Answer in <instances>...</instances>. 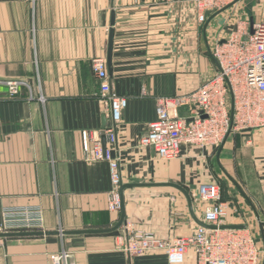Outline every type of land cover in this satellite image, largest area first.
I'll return each instance as SVG.
<instances>
[{
    "label": "crops",
    "instance_id": "crops-1",
    "mask_svg": "<svg viewBox=\"0 0 264 264\" xmlns=\"http://www.w3.org/2000/svg\"><path fill=\"white\" fill-rule=\"evenodd\" d=\"M254 1L249 21L263 20L264 0ZM232 7L199 23L190 0H0V224L3 207L34 205L44 225L41 234L0 235V264H51L62 249L75 264H169L157 250L130 257L120 248L124 230L194 233L203 222L196 186L213 180L215 167L239 192L221 195L227 223L245 225L264 263L262 127L231 130L204 155L185 145L180 157L161 160L138 146L158 97L189 92L217 70L208 45L232 30ZM110 30L108 78L127 98L110 146L121 159L125 217L111 232L68 233L109 228L119 217L108 209V162L85 161L81 137L110 124L91 66L106 59ZM13 79L22 83L10 96L5 82ZM183 264H197L193 249Z\"/></svg>",
    "mask_w": 264,
    "mask_h": 264
},
{
    "label": "built area",
    "instance_id": "built-area-1",
    "mask_svg": "<svg viewBox=\"0 0 264 264\" xmlns=\"http://www.w3.org/2000/svg\"><path fill=\"white\" fill-rule=\"evenodd\" d=\"M196 19L205 23L208 16L222 11L236 0H190ZM208 12V14H206ZM209 52L217 70L195 89L156 99L155 118L138 140L139 147L152 148L161 160L180 157L183 146L204 152L214 151L231 130L262 127L264 129V19L236 18L226 35L216 36ZM99 80V95L110 124L102 131H82L85 161L108 162L111 190L108 209L119 212L121 159L112 155L117 125L127 98L115 92L110 84L104 57L91 61ZM8 94L16 95L19 80L5 82ZM183 112L180 113L179 110ZM102 136L107 145H103ZM196 195L202 209V220L212 228L199 225L192 234L174 239L152 233L132 232L125 228L120 248L130 257L149 250L162 251L169 264H183L188 249H193L197 264H261L263 250L256 245L247 228H226L228 203L221 198L215 180L201 182ZM39 206H7L1 210L0 235L18 231H44ZM3 238L0 237V244ZM51 264H75L72 254L64 249L49 255Z\"/></svg>",
    "mask_w": 264,
    "mask_h": 264
},
{
    "label": "rangeland",
    "instance_id": "rangeland-1",
    "mask_svg": "<svg viewBox=\"0 0 264 264\" xmlns=\"http://www.w3.org/2000/svg\"><path fill=\"white\" fill-rule=\"evenodd\" d=\"M256 3L257 2L254 0H236L232 4H230L229 6H233L232 12L234 13V15H236L234 17L236 19V18H240V17H249L251 13L253 14L254 13L253 10L256 8ZM255 15L256 16H254V15L253 16L256 17V19L261 18V16H259L257 13ZM213 41H214V39L210 42V44ZM210 44L208 45V47H210ZM215 170H216L217 174L214 175V179L218 183L221 195L227 199L238 196L239 192H238L236 186L233 185L226 178V176L220 171L219 168L215 167ZM255 235L258 236L257 233H255Z\"/></svg>",
    "mask_w": 264,
    "mask_h": 264
},
{
    "label": "water",
    "instance_id": "water-1",
    "mask_svg": "<svg viewBox=\"0 0 264 264\" xmlns=\"http://www.w3.org/2000/svg\"><path fill=\"white\" fill-rule=\"evenodd\" d=\"M208 14V12L206 13ZM253 22V19L251 18L250 19V24H252ZM112 31L110 30L109 32V40H108V49H107V57H106V61H107V65L110 66V62H111V49H112ZM102 140V143L104 145L105 143V137L102 136L101 138ZM143 184H135V186H141ZM177 186L181 191H183L186 195H187V192L184 188L180 187L179 185H175ZM126 186L125 185H122L120 186V196H121V208L119 210V217H118V220L116 221V223L109 227V228H104V229H85V230H79V231H70L68 233H96V232H100V233H105V232H111L113 230H116L118 229L123 221H124V217H125V214H124V207H123V200H122V191L123 189L125 188ZM199 224L201 226H204V227H207V228H212V226L210 225H207L206 223L202 222V221H199ZM264 224V222H261V226ZM222 227H226V228H242L244 227V225H226V226H222ZM5 234H8V233H5ZM29 234H41V231H34V232H31ZM264 264V263H263Z\"/></svg>",
    "mask_w": 264,
    "mask_h": 264
}]
</instances>
